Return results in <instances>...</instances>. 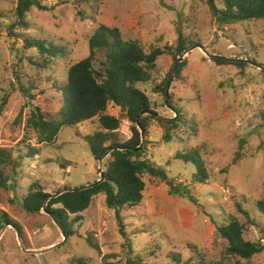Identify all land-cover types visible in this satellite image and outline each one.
Instances as JSON below:
<instances>
[{
	"label": "rangeland",
	"instance_id": "374dc122",
	"mask_svg": "<svg viewBox=\"0 0 264 264\" xmlns=\"http://www.w3.org/2000/svg\"><path fill=\"white\" fill-rule=\"evenodd\" d=\"M40 1L52 8L31 7L26 27L18 23V0H0V148L12 157L0 178V264H127L129 258L142 264L187 259L264 264V250L249 260L226 256L228 242L217 232V226L236 217L246 240L264 244V214L255 206L264 199V18L221 25L206 0ZM216 3L223 7L221 0ZM99 24L118 28L124 40H138L146 51L151 45L174 46L181 35L188 47L180 55L186 59L181 78L171 71L172 56L163 54L151 79L137 84L152 111L174 119L175 109L181 116L176 128L152 120L142 138L141 159L162 168L166 179L144 174L142 201L122 208L120 219L106 206L105 193H99L86 210L69 213L74 233L63 242L50 214L27 212L23 199L31 187L54 194L100 177L110 157L95 159L85 140L101 129L98 117L63 125L49 143L38 142L26 119L32 106H39L46 119L58 114L67 70L87 56L88 40ZM28 37L56 46L57 56L43 59L36 49H26ZM213 56L242 65L217 64ZM101 59L99 53L96 68ZM169 74L174 109L157 91ZM106 112L116 115L118 108L109 104ZM129 125L123 121L109 133L110 140L125 142ZM167 132L171 138L165 141ZM192 149L199 151L194 156L202 160L207 178L193 161L175 158ZM238 150L242 156L234 162ZM32 151L36 154L27 156ZM177 186L188 188L196 202L175 193Z\"/></svg>",
	"mask_w": 264,
	"mask_h": 264
},
{
	"label": "trees",
	"instance_id": "16d2710c",
	"mask_svg": "<svg viewBox=\"0 0 264 264\" xmlns=\"http://www.w3.org/2000/svg\"><path fill=\"white\" fill-rule=\"evenodd\" d=\"M221 2L223 7L219 8L216 0H206L216 21L221 25L264 18V0H221ZM31 7L43 11L52 8L42 4L40 0H18L16 7L18 23L27 27L28 23L24 18ZM24 47L36 49L43 59L55 57L59 52L56 46L49 45L45 39L35 37L25 38ZM187 48L185 40L179 34L176 45L166 44L163 47L151 45L146 51L138 40H124L118 28L99 24L88 40L87 56L71 64L67 70L66 84L62 89L63 105L58 114L46 119L39 106L31 107L26 119V127L36 132L39 143L52 142L63 125L75 126L98 117L101 129L87 135L85 140L95 159L104 161L107 154L110 157L105 169L100 171V177L93 183L75 187L73 190L63 188L54 194L31 187L24 197L23 206L27 212L40 213L44 208L50 214L64 236L63 242L74 233L68 220L69 213L86 210L99 193H105L106 206L113 209L119 218L122 208L134 207L142 201L146 188L142 177L144 174L162 180L166 179V173L162 168L151 164L147 159H141L146 140L143 141L140 150L134 151V149L141 145L142 137L146 138L148 135L152 120L171 123L174 128L178 126L175 121H179L181 115L173 108L170 96L166 95L167 84L171 76L169 74L158 85L157 91L162 93L164 105L174 109L176 114L174 119L163 118L152 111L148 95L137 84L148 82L151 79L157 59L163 54L172 56L171 71L176 74V78H181L186 59L179 60V57ZM99 53L103 54L104 59L99 60V67L96 68L94 64ZM212 59L217 64L242 65L226 57L213 56ZM109 104L118 108L116 115L106 112ZM142 111H145L143 115H141ZM123 121L130 123L131 136L123 143L115 138L110 140L109 133L116 132ZM170 138L168 132L163 136L165 141ZM243 143L244 140L241 141L240 148ZM34 154L36 152L32 151L27 156ZM195 154H199V151L192 149L185 153H176L175 158L185 162L193 161L198 173L207 178L203 162L200 158L197 159ZM241 156L242 153L238 150L233 161L236 162ZM11 161L12 157L8 151L0 148V178L3 176L4 167ZM98 180L100 181L97 182ZM5 182L3 180L1 184L5 185ZM173 191L190 198L188 188L182 187L181 190L177 186ZM190 199L196 202L194 198ZM255 206L259 212L264 214V199L257 200ZM236 209L249 223H253L249 212L240 204L236 203ZM6 221L18 229L14 223L8 219ZM120 227L124 234L121 222ZM217 232L228 242L224 251L228 257L249 260L253 255L264 250V244L261 241L254 242L244 238V225L236 217L226 224L217 226ZM127 264H142V261L129 258ZM181 264L229 263L222 260L205 262L202 259L197 261L187 259ZM236 264H238L237 261Z\"/></svg>",
	"mask_w": 264,
	"mask_h": 264
},
{
	"label": "water",
	"instance_id": "95a60500",
	"mask_svg": "<svg viewBox=\"0 0 264 264\" xmlns=\"http://www.w3.org/2000/svg\"><path fill=\"white\" fill-rule=\"evenodd\" d=\"M182 59H183V58L180 56V57H179V60H182ZM166 95L168 96V86H167V88H166ZM144 113H145V111H142V112H141V115H143ZM142 138H143V137H142ZM141 146H142V145H139L137 148L134 149V151H138V150H140ZM100 175H101V174H100ZM99 181H100V180H98L97 182H99ZM97 182H96V183H97ZM70 190H73V189H70ZM43 210H45V209L43 208Z\"/></svg>",
	"mask_w": 264,
	"mask_h": 264
}]
</instances>
